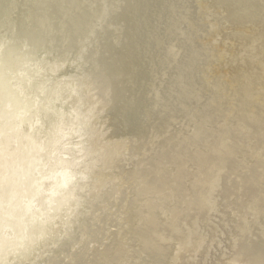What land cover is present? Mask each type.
Returning <instances> with one entry per match:
<instances>
[{"label":"bare ground","instance_id":"1","mask_svg":"<svg viewBox=\"0 0 264 264\" xmlns=\"http://www.w3.org/2000/svg\"><path fill=\"white\" fill-rule=\"evenodd\" d=\"M56 1L58 2V0H54L49 6L56 7ZM76 1L80 2L81 0ZM123 1L128 3L131 0H117L116 4L118 5V8L123 5ZM132 1L134 4L132 15L129 13L125 22L130 25V22L133 21L137 31L132 38H130L129 43L131 46L127 45V47H131L132 49V47L139 46L142 37L141 32L148 24L150 25V23H152V30L150 31L151 38L146 43V46H144L143 53H141L140 57L136 54L130 59L124 60V57L120 55L123 54V52H119L120 50L116 48V43L113 37L114 34L120 33V29L119 31L109 30L112 34L106 36V44H113V46L110 45L111 53L109 55L111 58L107 56L109 61L106 59L101 60L99 58L101 60H99L101 67L102 65L105 67L103 69V74L105 75L106 80L104 83L102 82V86L95 83L97 86L92 85V87H90L95 90L100 89L101 94L99 90H96L97 93H94V100L88 103L86 105L87 107L85 106V112H87V114L75 116L78 111H76L77 109L73 110V108H69V101L71 99L69 92V94H66V97L69 96L70 98L66 99V117L64 115L63 120H58V125L53 128V130L55 129V132L51 134L52 137L50 136V133L46 137L47 133L45 134L44 132H42V134L37 133L34 135L35 127L32 124L34 121L39 120V114H37L38 108L36 107L35 101H32V103L27 101L25 105L26 112L21 116V120L18 121L16 129L13 128L15 131L11 134L9 132L10 137L4 140L2 138V133L4 131V123L6 124V122L3 120L0 121V197L3 199L6 194L9 195L14 203L12 205L15 207L13 211H16H14L16 214L14 213L13 215L15 220H11L12 223L9 222V226H12L17 218H20L22 209L18 210V208L20 209L19 205L23 198H28L29 200L35 195L37 196V190L46 188V185L48 183L50 184V181L52 182V187H59L70 183L74 187L72 188L74 192L78 194L75 196L71 193L68 197L65 195L56 201V203H58L65 200L73 204V208L69 212V217L65 218L64 221H61L60 219L62 216L61 214L57 216L58 219L56 220L61 221L60 230L53 232L52 228L47 226L45 227L47 228V231L44 232L42 236L37 234V236L29 240L28 244L22 243V240L19 241L22 248L18 245L17 241L20 237H13L15 241L13 245L14 248L11 250L8 247L11 251L9 254V261H6V264H14L16 261L20 260V257L27 256L33 252H35L33 254H35L34 257H36L38 253H41L40 246L42 243L47 241L50 242L48 239L52 240V235L54 233L56 235L54 236L56 240L55 243L59 242L64 244L66 242L68 244V242L75 238L81 231V239H84L83 241H85L90 232H94L92 231L93 226H95L93 230L97 231V229H95L97 227H99L98 231L105 230V226L107 225V222H109V219L100 218L101 211L103 213L106 209L105 204H100V196L107 192L112 184L121 188L124 184L131 182L136 183L133 188V185L131 186V188L134 189L133 192L137 190L143 192L148 181L146 178L136 180L137 177H133L137 172V165H139L144 171H148L150 168L154 167V170L152 168V171L148 174L153 182L159 184H161V182L165 183L166 185H163L164 191H167L165 194L158 196L155 191L157 188L155 187V189L154 186L150 187L148 188V193H151V197H148L147 193V195H145L147 196L145 197V202L142 203L138 200L134 206H129L130 211L136 210L141 204L144 206L143 209L137 211L135 213L136 216L132 218L134 222H138L137 225L134 224L135 233H137V242L143 247V253L137 261L138 264L203 263L204 260L210 256V248L213 249L217 243L216 235L213 231L214 229L216 230V223L213 220L217 218L218 214L223 212V209L224 211L227 209L238 213L241 212L244 215V220H246V218H251L250 221L252 222L256 221V219H259L261 223L264 221V206H257V204L255 206L252 203H247V206H239L234 200L232 201L234 202L233 205L228 204V198L233 193L237 196L242 193L244 197H253V194L257 192V188L262 186L258 183L259 172L257 173L256 171L249 170L245 174H241L240 183L230 184L225 182L226 179H229V176L232 173L231 170L236 165L238 154H243L245 151L255 154L259 151L258 149H261H257V145L264 143V126L263 128L260 127L262 119L257 120L258 117L256 119L257 124L255 125V122L252 121L253 118L251 119L249 117L253 112L252 108H254V106H251L250 110L246 107L249 103V90L251 88V86L248 85L254 83V81H256L255 79L258 78H256L254 72L257 69L251 71L248 68L249 66L246 67L245 65L247 57H252L258 50L262 51L260 52L261 54L257 53L258 56L255 57V59L257 58L255 62L264 65V10L261 9V11H259L260 9H258L259 7H264V1L253 0L251 2L250 0H221L220 2V0H216L218 4L225 7L226 14L224 19L226 22H233L235 26L236 24L242 25L239 28L232 29V39H227L222 42L219 38L223 37V35L218 34L220 31L222 32L220 23L218 21L207 20L209 16L215 17V14L211 13V9H204L205 0H181V3H176L175 5L172 3L173 0H164L157 11L158 13L156 16L154 15L155 18H152V22L151 20L149 22L148 17L146 16L147 12L152 7V3L150 1L142 3L140 0ZM67 3L68 6L70 1ZM117 5H115V7ZM254 7L257 8L256 10H258L259 13H254ZM101 10L96 14L94 22L98 20L97 18L105 16V14L102 15L103 10ZM114 15L118 21L121 19L118 12H115ZM215 19L217 20V18ZM224 19H221V21ZM113 20L115 19L113 18L112 21ZM233 23L231 25H233ZM246 24H248V26H245ZM255 25L256 28L254 27ZM107 26L109 27V24H107ZM57 27L58 25L54 29H57ZM211 27L215 32L211 31ZM89 29L93 34H97V36L99 35L98 38L105 31L96 30L93 26ZM208 31H210V33H207ZM224 31L227 30L224 29ZM212 33L213 35H210ZM31 34L33 33L31 32ZM256 38H259L260 40H257ZM238 39L245 44L241 45L238 55H235V60L231 59L235 62V67L232 68L231 73H233L232 76L234 74L236 76V79L233 80L234 87L231 89V95L229 94L233 100L229 105L232 114L227 117L228 123L222 126L223 124L219 125L217 122L218 116L209 113L211 112V107L209 105L210 100L216 98V96H220V93L219 91L218 93L217 91H210V83L214 80L210 75H205V72L203 73L202 71L204 70L202 69L207 66L211 67L212 63L216 64L218 60L221 59L220 57L222 56L219 51L220 46L226 44L228 41V44L225 45V52L227 55L231 54L232 50H234L233 48L239 43ZM47 40L48 39L45 41L40 40L39 46H33L35 52L32 51V53L39 52V48L42 45L41 42L43 43ZM30 45H28V47H30ZM102 47L104 48V45H102ZM252 47L253 51H251ZM255 48L256 50H254ZM26 50L28 52V49ZM172 50L174 51L172 52ZM0 53V57H2V50H0ZM118 58L120 60V62H118L119 68L115 70L114 66ZM229 58L230 57H226L225 59L228 60ZM109 65L112 66L111 71L108 69ZM242 66H245V69H242ZM259 69L258 75L260 73L263 75L264 69ZM159 70L161 71L160 74L158 73ZM186 70L191 72L190 75H187L191 78H187V76L184 75ZM240 71H242V73ZM81 73H83V71ZM142 75H144V77L146 76L151 82L147 87H143L144 90H146V95L143 97V101L140 100L138 102L132 124L130 126L127 125L128 132L126 136H124V134L120 132V125L121 118H123V114L125 113H123L121 108H118L119 110L116 112L117 116L114 115L116 114L115 112L109 114V111L111 108L116 109L115 105L123 99V92L129 87L132 88L131 85L134 83L135 79L139 76L142 77ZM94 81H96V79ZM262 81L264 82V79H262ZM184 83L185 85L182 86ZM218 84L216 83V85ZM258 88L259 89H255L253 93L257 96L260 95L258 98L256 97L257 99H260L264 95V89L261 87ZM208 92H212V95L214 96L210 95L206 98L204 94L206 95ZM224 94V96L221 95V100L228 99L225 97L226 93ZM190 96H192V102L187 101ZM257 99L255 104H257ZM238 100L239 103L236 102ZM161 102H164L163 104L166 105L162 107V110H160L157 117H155L152 114L155 112L154 105L155 103L160 104ZM234 107H237V110ZM220 108L222 110L225 107ZM220 108L217 110V114L219 113ZM101 109L103 110L99 115L95 117L89 116L90 113L92 115V111L95 112ZM43 111L47 112L46 109ZM174 113H177V115L172 117L171 115ZM34 116L37 118L34 119ZM251 116H253V114ZM138 118H140V121H138ZM166 118L171 121L168 123V126L166 125V131L157 132L156 129L158 124ZM185 121H187V125L184 124ZM71 123L73 125H70ZM75 124H77V126L73 127ZM176 124H179L178 127ZM6 126L7 124L5 125V128ZM105 126L108 128L110 126L111 130H108L107 135H102L101 130L104 129ZM146 134L148 135L146 136ZM74 135L81 138L80 142H76L74 146H69V148L63 151L68 157L69 155L71 156L70 163H72L75 171L69 172L67 168L63 166V164L68 163V158L66 159L64 157L65 159H63L60 156L61 151L56 153L55 151L57 147L62 146V148H66L68 144L65 143V140L72 136L74 137ZM120 143H125L127 148H119L121 147L119 146ZM11 146L13 147V150L6 155ZM47 149H49V156L47 157L49 158L48 161L50 165L56 164V166H50V169L46 168L47 163L44 162L41 155L43 150ZM85 150L91 153L87 158L83 156ZM107 152L110 154L106 155ZM7 158H9L8 162L6 161ZM128 166L131 168L128 169ZM35 168L37 173H34ZM115 168L119 170V173L114 170ZM114 174L115 176L113 178ZM6 175H8L7 181L10 183V186L7 187L4 185L6 182H2L5 180ZM121 175H125L123 177L126 178H124L125 181L122 185L116 183L120 182L117 181V179H119ZM56 179L58 181H54ZM79 180L84 181L83 184H80ZM16 181L19 183L17 184ZM3 185L5 186L4 189L2 187ZM237 186L240 187L236 190ZM263 188L261 191H263ZM91 190L94 192L90 193ZM131 193L126 192V195L121 198L123 204L130 200L129 196L132 195ZM257 193L255 194L257 195ZM93 195H95L96 198L91 199L90 201V197ZM174 195L176 196L175 200L177 203H173L169 208L166 206L169 199L167 196L173 198ZM117 196L118 195H114L113 198L116 199ZM103 200L101 199V201ZM256 200L257 199H255V201ZM95 202H98V204H96L98 206V211H96V209H91V211L95 212V215L87 218L86 223L81 224L82 221L80 216L86 212L87 209H90L91 205ZM42 203L43 200L39 199L38 205H42ZM166 207H168V210H166ZM28 208L31 209L29 206ZM35 211L38 210L35 208ZM168 212L169 215L167 214ZM49 213L50 211L48 210L40 212L39 215L44 219L45 214L47 216ZM159 216L166 219V222L159 219ZM36 217H38V215ZM126 217L128 218V216ZM129 218L131 219V217ZM123 219H125L123 216L118 218L119 221ZM22 220L24 221V218ZM243 223L239 224L237 231H235L236 234L234 233L237 237L243 239L238 241L239 243L241 242V245L239 244L238 250L234 252L230 264H264V234L262 232L260 233V230L264 231V229L256 227L255 231L252 230V234L250 233L248 236H244L241 235V231L243 230L240 231ZM41 225L44 226L43 221ZM248 226L250 225L248 224ZM131 228H133V226ZM16 233L17 232L15 231V234ZM13 239L10 237V231L6 232L3 236L0 234L1 256H3V250L5 253L7 241ZM254 239L260 240L257 246H254V243H252L255 241H251ZM115 244L112 249H110V254L117 252L116 250L118 249ZM165 244H169L173 248V253L170 257H168L169 253L160 251L161 247ZM75 245L76 244L71 246L70 250L75 254L77 252V256H79L82 251H78L77 247L74 248ZM47 246L49 248L53 247V245L48 242ZM153 247H155V249H152ZM50 250L51 249H47L43 252V255H46ZM60 250L59 247L52 250V252L55 256H59L62 255V251ZM92 250H90V253ZM84 253L85 255L90 254L88 252ZM103 257L104 258L101 261L102 264H108L105 260L109 258L106 256ZM165 259H168V262H165ZM50 261L52 262V258L47 259L45 262H40L36 259L34 264H51Z\"/></svg>","mask_w":264,"mask_h":264},{"label":"rangeland","instance_id":"2","mask_svg":"<svg viewBox=\"0 0 264 264\" xmlns=\"http://www.w3.org/2000/svg\"><path fill=\"white\" fill-rule=\"evenodd\" d=\"M53 1L54 0H0V50H2V57H0V62L2 61L0 63V91H1L0 92V108H2V109H0L1 110L0 121L3 120L7 124V126L5 128L6 124L4 123V131L2 133L3 140L9 138L10 134L13 133V131H15L13 128L16 129V125L18 124V121L21 120V116H23L24 112H26L25 111V108H26L25 105H26L27 101L30 103H32V101H35L36 107L38 108L37 114H39V120L34 121L32 124L35 127L34 128V135H36L37 133L42 134V132H44L45 134L47 133L46 137L48 136L49 133H50V136L52 137L51 134H53L55 132V129L53 130V128H54V126L58 125V120L59 121L63 120L64 115L66 117V106H67V104H66L67 100L66 99H70L69 96L66 97V94L67 93L69 94V92L71 95L70 96L71 99L69 101V108H73V110L77 109L76 111H78L77 115H75V116H81L82 114L83 115L87 114V112H85L86 107H87L86 105L94 100V98H95L94 93L96 92V90L100 91V89L95 90L94 88H90V87H92V85L94 86L95 83L102 86L103 85L102 82L104 83L106 80L105 75L103 74L104 73L103 69L105 67H103V65H102V67H103L102 68L101 64L99 62L102 59H106L109 61V58H111V56L109 55L111 53L110 45L113 46V44H106V36H108L109 34H112V32H110V31H112V30L113 31H116V30L119 31V29H120V31H119L120 33L115 32L116 34H114L113 37H114V41L116 43V48L120 50L119 52H123V54H120V55L124 57V60L130 59L131 57H133L136 54L140 57L141 53H143L144 46H146V43L151 38L150 37V34H151L150 31L152 30V28H151L152 23H150V25L148 24L146 26V28H144L142 30V32H141L142 33L141 43L139 44V46L132 47V49H131V47H127V45L131 46V44L129 43L130 38H132V36L137 31V28H136V26H134L133 21L130 22V25H129V23L125 22L128 14L130 13V15H132L133 6H134L132 0L128 3L123 1V5L119 8H118V5L116 4L117 0H81L80 2H77L76 0H58V2L56 1L57 2L56 7L55 6L50 7L49 4L50 3L52 4ZM68 1H70V3L67 6ZM140 1L142 3H145V1H150L152 3L151 9L146 14L149 22H150V20L152 22V18H155L156 14L158 13L157 11L159 10V8L162 5V3L164 2V0H140ZM205 1H206L205 2L206 6L204 5V9L205 10L211 9L212 10L211 13L215 14L214 15L215 17L209 16L207 18V20L208 21L209 20L210 21H218L220 23V28H221L222 32L220 31L218 34L223 35V37L219 38V40L222 42V41L227 40V39H232L233 38V36L231 34L232 29L239 28L242 25L236 24V26H235V24L233 22H230V23L226 22V20L224 19V16L226 14L225 7L222 6L221 4H218L216 0H205ZM222 1H229V0H222ZM250 1L252 2L253 0H250ZM211 2H213V3H211ZM220 2H221V0H220ZM129 3H130V6H129ZM172 3L174 5L176 3L179 4V3H181V0H173ZM115 5H117V6L115 7ZM106 6H107V8H106ZM139 7H142V6H139ZM209 7H211V8H209ZM212 7H213V9H212ZM101 9L103 10L102 15L105 14V16L100 17L101 19L97 18L98 20H96L94 22V18L96 17V14ZM256 9L257 8H255L254 13L258 12V10H256ZM258 9H260L259 11H261V9L264 10V7H259ZM115 12L119 13V17L121 18L119 21L115 18L116 17L114 15ZM113 18L115 20L112 21ZM215 18H217V20ZM221 19H224V20L221 21ZM232 23H233V25H231ZM107 24H109V27L107 26ZM221 24H223V25H221ZM57 25H58L57 29H54ZM96 25H97V27H96ZM91 26L95 27L96 30L98 29L99 31H102V30H105V31L103 32L102 35L100 34L101 36L98 38L99 35L97 36V34H93L92 31H90L89 28ZM245 26H248V24H246ZM254 27L256 28V25ZM32 29H33V31H32ZM224 29L227 31H224ZM211 31H214V29L212 27H211ZM31 32L33 34H31ZM223 32H225V33H223ZM207 33H210V31H208ZM213 33L210 35H213ZM216 38H218V37H216ZM46 39H48L46 42H43V43L41 42L42 45L39 48V52L32 53V51L35 52L33 50L34 49L33 46H36V45L39 46L40 40L45 41ZM238 40H236V41H238ZM257 40H260V39L258 38ZM228 42L226 44H228ZM226 44L220 46L219 51H220V54L222 56V57H220L221 59H219L216 64L212 63L211 67L207 66L209 69L207 67H205L206 69L205 68L202 69V70H204L202 72L203 73L205 72L204 73L205 75H210L211 78H213V80H214L213 82L210 83V85H211L210 91L211 90L213 92L217 91V93L219 91V93H220V96H216V98H213L210 100L209 105L211 107V109H210L211 112H209V113L212 115H217L218 116L217 122L219 125L223 124L222 126H224L228 123L227 117L231 116V114H232V111L230 110L229 105L231 104L230 102L233 100H232V97L230 96L231 95L230 93H231L232 87H234V81L233 80L236 79L235 74L232 76L233 73H231L232 68L235 67V62L232 60H235V55L236 54L238 55V53L241 49V45H244L245 43L241 42L239 40V43L233 48L234 50H232V53L229 55H227L225 52V47H226L225 45ZM28 45H30V47H28ZM102 45H104V48L102 47ZM236 47H238V48H236ZM257 47H258V45H257ZM26 49H28V52ZM254 50H256V48ZM173 51L174 50H172V52ZM251 51H253V47H252ZM261 51L262 50H260V51L258 50L256 52V54L253 52L254 55L252 57H247V60H246L247 62H245L246 67L249 66L248 68L251 71H254V69H257L254 72L256 74V78L258 77L257 79H255L256 81H254V83H251L248 85V86H251V88L249 90V93H250L249 94V103L247 104L246 107L249 110L251 109V106H254V108H256V109L252 108L253 109L252 110L253 116H251L252 115L251 114L249 117L251 119L253 118L252 121L255 122L254 123L255 125L257 124V122H256L257 120L262 119V123L261 124L259 123V124H260V127L263 128V126H264V123H263V121H264V118H263L264 117V113H263L264 112L263 111V109H264V95L260 99H257L260 95L257 96V95H254L255 93H253V91H255V89H259L258 87H261L264 89V87H263L264 82L262 81V79H264V74L261 75V73H260L258 75L259 70H260L259 68H261V70L264 69V65H261V64H258L257 62H255L257 60V58L255 59V57L258 56L257 53H260ZM107 56H109V58ZM226 57H230V58L228 60H226L225 59ZM20 58H21V60H20ZM78 61H79V63H78ZM118 62H120L119 58L116 61V64L114 66L115 70H117L119 68ZM133 62H134V60H133ZM94 63L95 64L97 63V64L95 65ZM104 65H106V64H104ZM254 66H255V68H254ZM260 66H262V67H260ZM243 68L245 69V66L244 67L242 66V69ZM80 69H81V72L83 71V73L80 72ZM83 69H85V70H83ZM108 69H109V71H111L112 66L109 65ZM186 71L184 74L185 76L191 74V72H188V71L186 72ZM240 72L242 73V71H240ZM240 72H239V74H240ZM80 73L82 76L80 75ZM158 73L160 74L161 71L159 70ZM224 73H225V76H224ZM212 76H215V77H212ZM259 76H260V78H259ZM189 77L190 76H187V78H189ZM95 79H96V81H94ZM150 82L151 81L148 80V78L146 76L144 77V75H142V77L141 76L137 77L135 79L134 83L131 85L132 88L129 87V88H127L128 90L126 89L123 92L124 93L123 99L118 104L115 105L116 109L111 108L109 111V114H111L112 112L116 113L119 110L118 108H121L123 113H125V114H123V118H121V125H120V128H121L120 132L122 134H124V136H126V134L128 132V126H130L132 124V121L134 118V112L138 106V102L140 100L143 101V97L146 95L145 94L146 90H144L143 87H147L150 84ZM216 83L217 84L219 83V84L216 85ZM184 85H185V83L182 86H184ZM204 85H206V84H204ZM95 86H97V85H95ZM205 87H207V86H205ZM221 90H223V91H221ZM224 93H226L225 97H227L228 99H222L221 100L220 97H221V95L224 96L225 95ZM100 94H101V91H100ZM212 94H213L212 92H208V94H206V95L204 94V96L206 98H208V96H210ZM227 94H228V96H227ZM91 95H92V97H91ZM212 96H214V95H212ZM28 98L31 100H29ZM99 98H101V97H99ZM32 99H34V100H32ZM256 99H257V104H255ZM18 100H20V101H18ZM187 101L192 102L193 101L192 96H190ZM236 102L239 103V100ZM240 102H241V100H240ZM163 103L164 102H161L160 104L155 103V105H154L155 112L152 113L155 117H157V115L159 114V111L162 110V107H164L166 105ZM253 103H254V105H253ZM220 107H225V108H223L221 110ZM219 108H220V111L217 114V110H219ZM234 108L237 110V107H234ZM45 109L47 110V112L43 111ZM102 110L103 109H101L99 111H95V112L92 111V115L90 113L89 116L95 117V116L99 115ZM255 110H256V112H255ZM260 110H262L263 112ZM16 112H17V114H16ZM21 112H23V113H21ZM45 112H46V114H45ZM114 115L117 116V113ZM176 115H177V113H174L171 116L175 117ZM35 118H37V117L34 116V119ZM213 118H216V117H213ZM27 119H28V117H27ZM211 120H214V119H211ZM129 121H130V123H129ZM138 121H140V118H138ZM169 122H171V121L168 118H166L164 121L162 120L158 124L156 131L157 132L166 131L165 130L166 125L168 126ZM184 124L187 125V121H185ZM70 125H73V124L71 123ZM178 125L179 124H176L177 127H178ZM76 126H77V124H75L73 127H76ZM85 128H86V126H85ZM11 129H12V132H11ZM109 129L111 130L110 126H109V128L107 126H105L104 129L101 130V134L107 135ZM9 132H10V134H9ZM147 135L148 134H146V136ZM80 139L81 138L74 135V137L72 136L69 139L65 140V143L68 144V146L66 148H62V146L57 147V149L55 151V153L58 151H61L60 156L63 159L68 158L67 159L68 163L63 164V166L66 167L69 172H73L75 170L73 169L74 167H73L72 163H70L71 156L69 155V157H70L69 158L68 155L63 151L65 149L69 148V146H74V144L76 142H78V141L80 142ZM57 144H59V143H57ZM119 146H121V147H119L121 149L127 148L125 143H120ZM263 146H264V143H262L261 145L258 144L257 149L258 148H261V149H258L259 151H257L255 154H251V152H249V151L248 152L245 151V153H243V154H238L237 160H236V165L231 170L232 173L230 174L229 179H226V180L224 179L225 182L230 183V184L240 183L241 174L243 175L249 170L250 171L251 170L256 171L257 173L259 172L258 173V175H259L258 183L260 185H262V186H260V188L258 187L256 190L259 193V195L257 192H255V193H257V195L254 193L253 197L251 198L248 196L244 197L242 193H240L241 195H239V196H237L233 193L228 198V201H229L228 204L233 205L235 202V203H238L239 206H244V205L247 206L250 203H252L255 206H256V204H257V206H264V188H263L264 187L263 186L264 185V180H263L264 174H262V173H264V170H263L264 169V167H263L264 166V151H263L264 147ZM9 149L10 150L7 151L6 155H8V153L13 150V147L11 146ZM48 152H49V149L43 150L41 155H42V159H44V162H46L48 164V165L46 164V168L50 169V166H52V165L56 166V164L50 165V163L48 161L49 158L47 157V156H49ZM107 154H110V153L107 152L106 155ZM90 155H91V153L85 150V154L83 156H85V158H87ZM261 158H263V159H261ZM8 160H9V158L6 159L7 162H8ZM54 162H56V161H54ZM256 167H258V168H256ZM127 168L130 169L131 167L128 166ZM136 168H137V172L134 174L133 177H137L136 180H141L143 178H146L148 181L147 185H145V187H144L143 192H139L138 190L133 192L134 189H132V188L136 185V183L131 182L132 184L131 183L124 184V181H125L124 178L125 177H123V176H125V175H121L120 178L117 179V181H120V182H116V183H119L121 185L124 184V185L121 188H119L115 184H112L111 187L108 184L110 189L107 192L101 194V196H100V199H99V201L101 202L100 204H105V206H106V209L104 210V212L102 213V211H101L100 218L102 217L103 219H107V218L109 219V222H107V225L105 226L106 227L105 230L107 229L106 231L105 230H99L98 231L99 227L95 228V229H97V231L93 230V228L95 227V226H93L92 231H94V232H92V233L90 232L89 236L87 237V239H85V241H83L84 239H81V234H82V231H81L75 238L71 239L68 242V244L66 242H65L66 244L65 243L61 244L59 242L55 243L56 240H55L54 236H56V235L54 233L52 235L53 239L52 240L48 239V240H50V242L47 241L48 243H51L53 245L52 248H49L47 246V242H44L40 246L41 253H38V255H36V257H34L35 254H33V253H35V252H33L32 254H28L27 256L20 257L19 258L20 260L16 261L14 264H34L36 259H38L40 262H45L49 258H52V262L50 261L51 264H67V263L68 264H83L84 262H85L84 264H102L101 261L104 258L103 256H106L109 258V259L105 260V262L108 264H115V263L116 264H127V263L128 264H138L137 261L140 259L141 254L143 253V247L141 245H139V243L137 242V233H135V227L134 226L137 225L138 222H134L132 220V218H134L136 216L135 213L137 211H140L141 209H143L144 206L141 204L140 207H138L136 210H133V211L129 210V206H132V205L134 206L138 200H140L142 203L145 202V200H146L145 197H147L145 195H147V193L149 192L148 188H150V187L154 186V188L155 187L157 188V190H155V191L157 192L158 196L165 194V192H167V191H164L163 185H166L165 183L161 182V184H159L157 182H153L152 178L148 174L149 172L152 171V168L154 170V167L150 168V170H148V171L142 170L139 167V165H137ZM257 169H260V170H257ZM114 170L116 172L119 171L117 168H115ZM127 170H126V172H127ZM34 171H35L34 173H37L36 168ZM234 172H235V174H234ZM114 176H115V174L113 175V178H114ZM236 177H237V179H236ZM108 179H110V178H108ZM5 180L2 181L3 183L6 182L4 185L6 187L10 186L9 181H7L8 175L5 176ZM54 181H58V180L56 179ZM83 182L84 181L79 180L80 184L81 183L83 184ZM16 183L18 184L19 182L16 181ZM4 185L2 186L3 189L5 187ZM131 186H132V188H131ZM239 187L240 186H237L236 190ZM72 188H74V187L70 183L64 184V185L59 186V187H52V182L50 181V184L48 183L46 185V188H43L42 190H37V196L35 195L32 198L34 201L32 199L28 200V198H23V195H22L23 200H22V202H20V205H19L20 209L18 208V210L22 209V213L20 215V218L19 219L17 218L16 222L12 226H9V225H10V223H12V221L15 220L13 215L16 211L15 210H14L15 212L13 211V209L15 207L12 206L14 203L10 199L9 195H7V194L5 195V197L3 199H1V197H0V216H1V218H0V227H1L0 228V234L3 236L6 234V232L10 231L11 239H13V237H16V238L20 237L17 241H18V245L21 246L19 244V241L22 240L23 241L22 243L28 244L29 240L34 238L35 236H37V234H40L42 236V234L47 231L46 230L47 228H45L47 226L51 227L53 232H55L56 230L57 231L60 230L61 221H64L65 218L69 217V212L73 208V204H71L70 202H67L65 200L58 202V203H56V201L58 199H60V197L65 196V195H66V197H68V195H70L71 193L74 194L75 196L78 195L76 192H74V190ZM262 188H263V191H261ZM125 191L127 193L132 192L131 193L132 195L129 196L130 200H128V202L123 204L121 202V198L124 197V195H126ZM259 191L261 192V195H260ZM93 192H94L93 190L90 191V193H93ZM39 195H40V197H39ZM114 195H118L116 199L113 198ZM140 195L143 197H141ZM255 196H256V198H255ZM148 197H151V193H148ZM167 197L169 199L166 203V206L171 207V205L173 203L174 204L177 203L175 200V197H176L175 195L173 196V198L171 196H167ZM94 198H96L95 195L91 196L90 201H91V199H94ZM39 199L43 200L42 205H38ZM101 199L102 200L104 199V200L101 201ZM247 199H249V200H247ZM255 199H257V200L255 201ZM233 200H234V202H232ZM245 200H246V202H245ZM71 201H72V199H71ZM29 202H30V204H29ZM33 202L35 203V205ZM96 204H98V202H95L94 204H92L91 208L87 209V211L84 212L80 216V219L82 221L81 224L86 223L87 218H90V217L95 215V212L91 211V209L92 210L96 209V211H98V206ZM47 205H48V207H47ZM126 205H128V206H126ZM28 206L31 207V209L28 208ZM34 207L38 211H35ZM37 207H39V208H37ZM168 207H166V210H168ZM25 210H28V211H25ZM48 210L50 211L49 215L46 216V214H45L44 219L42 217H40L41 216V215H39L40 212H45ZM32 214H34V215H32ZM60 214L62 215L60 218L61 221L60 220L57 221L56 220V219H58L57 216H59ZM167 214L169 215V212ZM37 215H38V217H36ZM124 215L128 216V218ZM159 215H161V214H159ZM168 215H167V217H168ZM122 216L125 219L119 221L118 218H121ZM243 216L244 215L241 212L238 213V212L230 211L227 209H225V211L223 209V212L221 214L217 215V218L215 220H213L216 223V225H215L216 230L214 229L213 231H214V234L216 235L217 243L213 249L210 248V250H211V253L209 254L210 256H208L206 258V260H204L203 263H199V264H225V262H226V264H230L231 260H232V256L234 255V252L238 250L239 244L241 243V242L239 243L238 241L243 239V238H239L235 235L236 234L235 231H237L239 224L243 223V221H244V223L240 229V231L243 230V231H241L242 232L241 235L248 236L250 233L252 234L253 233L252 230L255 231L256 227L257 228L259 227L260 229H264V221L261 223L259 219H256L257 222L256 221L252 222V221H250L251 218H248L249 220L247 218H246V220H244ZM129 217H131V219ZM23 218H24V221L22 220ZM240 218H241L242 222L240 221ZM159 219H162V221L166 222V219H163L160 216H159ZM41 220L43 221L44 226L41 225L42 224ZM35 221H36V223H35ZM248 224L250 226H248ZM132 226L134 229L131 228ZM244 228H245V230H244ZM15 231L18 234L17 233L15 234ZM3 232H4V234H3ZM261 232L264 234L263 230H260V233ZM99 236H100V238H99ZM23 238H24V240H23ZM251 241H255V242H252V243H254L253 244L254 246H257V244H259V242H260V240H256V239L251 240ZM14 243H15L14 239L11 241L10 240L7 241V245L5 246V253L3 250V252H2L3 256L0 255V264H6V261H9V254H10V251L14 248L13 247ZM74 244H76L74 246V248L77 247L78 251H82V253L79 254V256H77V252L75 254V253H72L70 250L71 246H73ZM114 244L116 245V248L118 250L115 249L117 252H113L112 254H110L109 253L110 249H112ZM118 245H119V247H118ZM8 247L11 250H9ZM59 247L61 249L60 251H62L61 252L62 255H59V256L56 255L55 256L53 254L52 250L57 249ZM21 248H22V246H21ZM47 249H51V250L49 252H47L46 255H43V252H45ZM95 249H97V250H95ZM152 249H155V247H153ZM90 250H92L91 253H90ZM160 251L169 253L168 257H170V255L173 253V248L169 244H165L163 247H161ZM84 252H88L90 254L85 255ZM130 254H131V256H130ZM32 258L34 259V261ZM168 259H165V262H168ZM145 263H146V261H145Z\"/></svg>","mask_w":264,"mask_h":264}]
</instances>
